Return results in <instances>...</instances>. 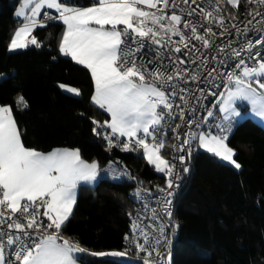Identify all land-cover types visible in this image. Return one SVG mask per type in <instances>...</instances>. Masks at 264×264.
Listing matches in <instances>:
<instances>
[{"label":"snow or ice","instance_id":"obj_1","mask_svg":"<svg viewBox=\"0 0 264 264\" xmlns=\"http://www.w3.org/2000/svg\"><path fill=\"white\" fill-rule=\"evenodd\" d=\"M224 4L239 10L241 0H94L88 7L69 6L62 0H23L15 13L23 23L15 31L9 51L29 45L40 48L32 33L37 27H45L44 20L58 19L66 26L59 52L90 71L95 85L91 101L111 117L104 124L93 120V132L103 135L109 150L142 149L148 164L171 177L175 165L161 155L166 146L161 133L165 125L171 127L178 118L181 123L171 127L175 139H181L178 130L182 126L187 125L189 131L178 149L172 146L174 150L183 152L189 146L190 158L191 144L198 140L200 148L239 171L242 165L234 159L238 153L227 143L233 127L242 119L238 108L250 107V115L264 119V0H246L245 6L251 7L242 28L233 22L239 19L234 12L228 13L231 19L226 23L228 17L221 14ZM43 9H54L58 16L43 11L41 20ZM173 36L178 41L172 40ZM224 37L227 39L220 43ZM181 52L187 59L175 55ZM188 64L195 67L190 70ZM216 64L231 70L221 72L210 67ZM189 82L197 84L199 95L186 87ZM204 82L210 85L207 94L219 105L222 122L215 125L219 129L216 135L192 131L214 115L208 110L206 116H196L197 105L205 96V89L200 87ZM60 87L66 88L63 84ZM66 91L80 95L73 87ZM17 104L28 107L22 96ZM101 128L111 131L101 133ZM178 159L183 164L186 157ZM99 172L97 162H85L78 149H55L44 154L25 147L11 108L0 106V264H77L76 254L85 249L65 238L62 229L74 213L78 188L94 185ZM184 172L190 169L186 167ZM121 176L131 178L125 170L113 179ZM157 191L161 195L156 197L150 191L142 196L140 189L134 193L143 206L132 221L131 236L124 237L135 247L137 258L144 254L143 264L170 261V256L162 258L159 251L162 240L169 246L171 241L151 200H156L159 212L170 221L173 180L168 179L166 187L158 186ZM144 220L159 223L158 237L155 224L141 226ZM91 255L123 257L127 249Z\"/></svg>","mask_w":264,"mask_h":264},{"label":"trees","instance_id":"obj_2","mask_svg":"<svg viewBox=\"0 0 264 264\" xmlns=\"http://www.w3.org/2000/svg\"><path fill=\"white\" fill-rule=\"evenodd\" d=\"M21 1L0 0V106L11 108L25 147L44 154L78 149L85 162L99 165L97 184L79 187L74 213L62 229L65 238L85 249L77 255L78 263L143 264L144 254L137 258L135 247L124 239L132 231L129 213L136 207L137 189L156 193L158 186L165 187V176L148 164L142 149L109 150L103 135L93 132V120L104 124L110 117L91 101L94 81L90 72L59 52L64 32L61 21L44 20L45 27L34 30L40 48L8 52L21 23L15 16ZM62 2L88 7L94 0ZM245 3L241 0L235 11L225 4L226 12L239 15ZM61 84L78 89L80 95L67 93ZM21 96L27 108L17 104ZM163 138L166 146L161 155L170 161L172 131H166ZM227 143L238 153L234 159L242 165L239 171L207 151L191 154L186 166L190 172L183 173L174 202L175 239L168 264H264V126L247 118L233 127ZM110 165L118 173L126 170L131 178L114 180L115 172L105 171ZM126 249L124 260L91 255Z\"/></svg>","mask_w":264,"mask_h":264},{"label":"built area","instance_id":"obj_3","mask_svg":"<svg viewBox=\"0 0 264 264\" xmlns=\"http://www.w3.org/2000/svg\"><path fill=\"white\" fill-rule=\"evenodd\" d=\"M178 2H179V0H178ZM222 7H223L224 11H222L221 14L222 15H225L226 17H228V19L226 20V23H227L228 20L231 19V17L228 16V13L226 12V5L224 4ZM249 7H251V6H247V7L244 6V9L238 15L239 16V19L236 20V21H233L234 23L240 24L241 28L243 27V21H245L246 13H247ZM144 9L145 10H149L147 8H144ZM169 14H170V12H169ZM185 18L187 19V17H185ZM196 19H199V18L196 17ZM213 28H214V30L219 31L218 29H215V26L214 25H213ZM201 31H202V29H201ZM178 39H179L178 37H175V36L172 37V40H174V41H178ZM226 39H227V37L220 38L219 39V42L220 43H223ZM129 43H131V41H129ZM193 44H197V42L196 41H193ZM152 47L154 49H156L157 51H163L157 45H152ZM197 47H199L198 44H197ZM254 51H255V49H254ZM175 55L180 56L183 59H187V57H185L183 55V52L177 53ZM249 63H252V62L249 61ZM186 66L190 70L195 67V65H191V64H188ZM213 66L216 67V68H218L219 71H221V72H223L225 70H229V71L231 70L230 68H227L226 69V66H224V65L216 64V65H211L210 67H213ZM204 74L206 75V70L204 71ZM216 83L219 84L220 83V80L217 79ZM186 87H189V88L194 89V93H193L194 95H199V90L197 88V84H194V83L189 82V84L186 85ZM200 87H203L205 89V96L204 97H201V100H200L199 104L197 105L198 111L196 113V116L197 117L206 116L208 110H212L213 113H214V115H213L212 118H209L208 123H206V124L202 123V125H201L200 128L192 129V131H195V132L203 131L205 133L210 132V133H214L216 135V134L219 133V129L217 127H215V125L220 124L222 122L221 121V117H220V115L218 113V107H219V105L218 104H215L214 97H212V96H210V95L207 94L208 93V90L210 88V85L208 83H206V82L201 83L200 84ZM212 90L215 91V89H212ZM220 90L222 91L224 89L221 87ZM177 102H179V101H177ZM178 123H181V122L177 118L175 121H172L171 122V127H175V125L178 124ZM171 127H169L168 125H165V129L163 130V132L161 133V135H164V132H166L168 130H171ZM178 131H179L180 136H181V139L180 140L175 139V135L172 132V135L174 137L172 146L173 145H176L177 146V149H178L179 145L183 141L184 133H186L187 131H189V128H188L187 125H184ZM232 132H233V129H232ZM196 142H197V140H194L192 142V144H191V154L192 153H195L197 151L196 146H195L196 145ZM127 152H129V151H127ZM181 155H184L186 157L185 162L183 164H181L180 161H179V159H178V157L181 156ZM188 155H189V146H185V150L183 152H180L179 150H174V148L171 147V151H170V161H169V163L170 164H174L175 165V168H174V171H173V175L171 177H166L165 176V187H166V182H167L168 179H172L173 180V184H174V193L175 194L171 198L172 199V217H171V220L170 221H169V219H168L167 216H165V215H163L162 213L159 212V204L156 202V200L154 198L151 200V207H154V208H157L158 209V215L160 216V221L165 224V234L168 236L169 240L171 241L170 246L165 241H163V240H162L161 244L159 245V251L162 254V258H166V257L170 256V259H171V248H172V243H173L172 237H173V233H174V230H173L174 202H175V198H176V193H177L178 189L181 187V182H182V176H183V173H184V168H186L187 163L189 161ZM141 194H142V196H146L148 193L141 192ZM152 194L154 195V197L161 195V193H159V192L152 193ZM135 200L137 202L136 196H135ZM142 206H143V201L142 200L140 202H137L136 207L134 209V212L131 214V217L129 216L130 221H131V224H132L133 219L136 218V216L138 214V210H142ZM141 214L142 215H150V213L145 214L143 212H141ZM43 219H44V222L47 223V220L45 218H43ZM149 223L155 224L156 229H157V231L155 232V235L158 237L159 236V232H158L159 223L158 222L151 221V220H144V221H142L141 226L142 227L143 226H146ZM131 234H132V231H131ZM169 262H170L169 260L164 259V264H168Z\"/></svg>","mask_w":264,"mask_h":264},{"label":"crops","instance_id":"obj_4","mask_svg":"<svg viewBox=\"0 0 264 264\" xmlns=\"http://www.w3.org/2000/svg\"><path fill=\"white\" fill-rule=\"evenodd\" d=\"M97 2H98V0H96ZM22 2H23V0L21 1V3H20V5L16 8V10H15V13H16V11H17V9L21 6V4H22ZM30 7H31V5H30ZM30 7H29V9H25V11L26 12H28V11H30ZM140 7L141 8H147V6L146 5H140ZM43 11H53V12H55V10L54 9H43L42 11H41V15H40V17H39V19H41L42 18V15H43ZM56 13V12H55ZM57 15H58V13H57ZM16 16V15H15ZM17 17V16H16ZM18 18V17H17ZM20 21H21V23H20V25H18L17 27H16V29L14 30V33H15V31L19 28V27H21L22 26V23H23V20H22V18H18ZM65 25H64V30H65ZM98 27V26H97ZM106 27H110V26H106ZM118 27H120V28H122L123 26L121 25V26H118ZM14 33H13V35H14ZM13 35H12V37H13ZM32 35H33V33H32ZM62 40V39H61ZM11 42V41H10ZM61 42V41H60ZM10 44V43H9ZM29 46H33V45H29ZM28 46V47H29ZM27 48V47H26ZM23 49H25V48H23ZM23 49H16V50H14V51H9V45H8V52H10V53H15V52H18V51H22ZM70 59H71V57H69ZM75 62V61H74ZM76 63V62H75ZM81 66H83V65H81ZM84 67V66H83ZM87 69V68H86ZM88 70V69H87ZM89 71V70H88ZM90 72V71H89ZM91 74V73H90ZM94 91H95V85H94ZM94 94V93H93ZM109 117H110V115H109ZM110 119H111V117H110ZM110 121V120H109ZM107 131H111L110 129H106ZM196 149L197 150H205L206 151V149H204V148H200L199 147V143H198V140H197V142H196ZM45 154H47V153H45ZM218 158V157H217ZM227 163V162H226ZM114 172H115V170H111V174L113 173L114 174ZM115 174L117 175V174H119L118 172H115ZM96 182H98V178H97V181ZM96 182H95V184H96ZM83 186V185H82ZM91 186H94V185H91ZM79 192H80V190H79V188H78V195H79ZM77 198H78V196H77ZM46 219V218H45ZM79 254V253H78ZM78 254H76V255H78ZM77 264H79L78 263V261H77Z\"/></svg>","mask_w":264,"mask_h":264},{"label":"rangeland","instance_id":"obj_5","mask_svg":"<svg viewBox=\"0 0 264 264\" xmlns=\"http://www.w3.org/2000/svg\"><path fill=\"white\" fill-rule=\"evenodd\" d=\"M236 9H234L231 5H230V11H235ZM67 88V87H66ZM65 88V89H66ZM67 93H69V92H67ZM69 94H72V93H69ZM72 95H74V94H72ZM218 110H219V107H218ZM238 111H240L241 112V114H242V119H241V121H243V120H245V119H247V118H251L253 121H255V122H257V123H259V124H261V125H263L264 126V119H261V118H259V117H255V116H252V115H250V107H246V106H243V105H241V107L240 108H238ZM221 115V114H220ZM240 121V122H241ZM212 134V133H211ZM212 135H215V134H212ZM201 151H203V150H201ZM205 151V150H204ZM164 157V156H163ZM165 158V157H164ZM166 159V158H165ZM167 160V159H166ZM147 161V160H146ZM228 163V162H227ZM229 164V163H228ZM230 165V164H229ZM154 166V165H153ZM232 166V165H231ZM233 168H234V166H232ZM159 173V172H158ZM161 175H163V176H165L163 173H160ZM96 184H97V182H96ZM96 184H94V185H96ZM108 252H110V251H108ZM99 258H116V259H122V260H124L123 259V257H112V256H103V257H101V256H98ZM126 262H129V261H126Z\"/></svg>","mask_w":264,"mask_h":264},{"label":"water","instance_id":"obj_6","mask_svg":"<svg viewBox=\"0 0 264 264\" xmlns=\"http://www.w3.org/2000/svg\"><path fill=\"white\" fill-rule=\"evenodd\" d=\"M190 159V158H189Z\"/></svg>","mask_w":264,"mask_h":264}]
</instances>
